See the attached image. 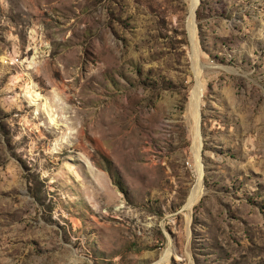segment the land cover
<instances>
[{"label":"rangeland","instance_id":"374dc122","mask_svg":"<svg viewBox=\"0 0 264 264\" xmlns=\"http://www.w3.org/2000/svg\"><path fill=\"white\" fill-rule=\"evenodd\" d=\"M195 2L0 0V264H264V0Z\"/></svg>","mask_w":264,"mask_h":264},{"label":"bare ground","instance_id":"6f19581e","mask_svg":"<svg viewBox=\"0 0 264 264\" xmlns=\"http://www.w3.org/2000/svg\"><path fill=\"white\" fill-rule=\"evenodd\" d=\"M196 7V2L195 0H191V6H190V14L188 16L187 22H188V28L190 30L191 33L194 32L195 29V25H194V10ZM199 94L200 92L198 91V89H195L191 95V98L189 99V105H190V112L192 117L195 119L194 121V133H193V137L197 138L198 134H199V129H198V107H199ZM199 167H201V165H199ZM199 176H198V181L200 182L201 176H202V170L201 168H199ZM193 196H198L197 192L196 194H194ZM192 200H189L188 202V208L192 206Z\"/></svg>","mask_w":264,"mask_h":264}]
</instances>
